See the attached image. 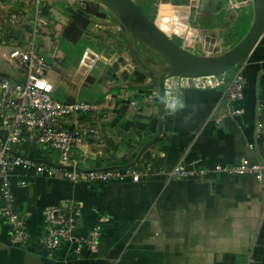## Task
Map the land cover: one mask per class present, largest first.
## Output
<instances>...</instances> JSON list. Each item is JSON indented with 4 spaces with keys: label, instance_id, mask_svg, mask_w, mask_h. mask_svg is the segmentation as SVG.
<instances>
[{
    "label": "crops",
    "instance_id": "1",
    "mask_svg": "<svg viewBox=\"0 0 264 264\" xmlns=\"http://www.w3.org/2000/svg\"><path fill=\"white\" fill-rule=\"evenodd\" d=\"M134 1L148 6L149 15L167 35L200 53H211L232 40L229 31L234 29L227 27L225 40L214 31L220 29L214 23L224 10L236 13L233 7L243 3L217 0L221 6L214 9V0ZM175 6L186 17L183 32L173 29ZM36 7L43 19L36 36L38 52L50 63L45 77L53 84L52 96L68 104L94 105L64 117V127L81 135L73 147L79 166L100 168L130 161L155 131L158 89L127 50L119 23L95 0H0V79L18 78L8 51L10 44L26 42ZM67 7L89 17L86 30L75 31ZM81 40L88 43L83 52L96 57L81 61V55L76 60ZM239 67L244 87L233 104L238 113L221 116L220 87L181 89L173 106L165 108L158 138L134 164L155 170L180 161L205 169L202 176L169 179L152 173L137 181L100 183L72 181L61 173L35 174L30 168L9 171L6 180L29 238L23 243L11 239L0 216V264H264V180L213 170L216 163L228 165L242 157L255 161L263 153L264 31ZM90 127L101 131L98 138ZM28 141L9 150L23 156L35 149L34 157L43 162L58 161V151L55 156L37 151L25 145ZM3 184L0 177V200ZM50 204L77 206L79 214H70L73 239L47 251L41 242L46 232L42 210ZM93 229L96 242L73 253L75 242Z\"/></svg>",
    "mask_w": 264,
    "mask_h": 264
},
{
    "label": "built area",
    "instance_id": "2",
    "mask_svg": "<svg viewBox=\"0 0 264 264\" xmlns=\"http://www.w3.org/2000/svg\"><path fill=\"white\" fill-rule=\"evenodd\" d=\"M41 8H35V18L31 34L24 44H10L8 57L12 66L18 71V78L14 81L8 78L0 79V177L4 179L1 187L0 216L9 226V235L16 242L23 243L29 238V233L23 225L20 215L15 208V197L7 182V173L15 168L33 169L35 174L53 175L61 173L72 181L110 182L131 179L139 180L142 176L152 173L165 174L166 178L202 176L206 173L203 168L188 167L178 161L168 169H152L151 165H132L127 168H108L104 170H79V161L74 157L73 147L81 141V135L75 130L64 127V117L77 110L94 109V105L87 102L65 103L52 96L53 84L45 77V71L50 63L44 55L38 52L36 42L38 29L43 19L40 17ZM86 53H84L82 60ZM237 63L227 71L218 74L197 76L171 75L163 80L165 108L173 106L177 94L181 89H222L224 111L221 116L235 115L239 112L234 102L242 96L244 81ZM43 85V86H41ZM260 107H257L258 112ZM94 138H98L101 131L98 127H90ZM86 132V131H84ZM33 140L34 143L58 151L56 163L38 162L27 156L14 154L9 147L14 144ZM252 143L249 147H252ZM262 155L255 161L242 157L228 165L216 163L214 171H221L228 175H252L256 180H264V142ZM25 183V179L20 181ZM79 214L77 206L65 207L60 204L46 205L42 215L46 224V232L41 239L47 251L57 248L63 242L71 241L72 216ZM97 238V230L93 229L88 236L78 239L72 252L78 254L83 248L90 247Z\"/></svg>",
    "mask_w": 264,
    "mask_h": 264
},
{
    "label": "water",
    "instance_id": "3",
    "mask_svg": "<svg viewBox=\"0 0 264 264\" xmlns=\"http://www.w3.org/2000/svg\"><path fill=\"white\" fill-rule=\"evenodd\" d=\"M96 1L107 8L119 23L125 36L127 50L155 80L158 89L157 122L152 136L142 144L130 161L100 168L76 167L79 170L127 168L137 163L141 154L155 142L162 130L165 111L164 78L171 75L197 76L227 71L249 55L264 31V0H250L251 18L248 28L235 43L216 53L194 52L183 47L160 29L134 0ZM66 10L70 14V23L75 24V31L86 30L89 17L71 7H67ZM185 20L184 14L182 23ZM139 44L146 52L141 51Z\"/></svg>",
    "mask_w": 264,
    "mask_h": 264
},
{
    "label": "rangeland",
    "instance_id": "4",
    "mask_svg": "<svg viewBox=\"0 0 264 264\" xmlns=\"http://www.w3.org/2000/svg\"><path fill=\"white\" fill-rule=\"evenodd\" d=\"M84 1H87V0H84ZM90 1V0H89ZM94 0H92V2H93ZM243 1V3L242 4H240V5H238V6H235V7H233V8H235L236 9V13L233 11V9H231V8H229V9H227V10H224V12H223V15L219 18L220 20H218V21H216L214 24L215 25H217V26H219V28L220 29H218V30H216V29H214V31H216L217 32V34H218V36H220V35H222L223 37H224V39L226 40V39H228V36H229V32H233V31H229V32H227V27H229V29H235L236 28V25H237V20L239 19V17H241V16H246V17H248V15H250L251 16V4H250V0H242ZM95 2H96V4H98L99 6H101V4L100 3H98L96 0H95ZM40 3H41V0H40ZM60 6V8L63 10L64 8V6L63 7H61V5H59ZM103 6V5H102ZM104 7V6H103ZM108 9L106 8V11H107ZM178 11V12H177ZM184 15L182 14V11H181V8L180 7H178V6H175V10H174V18H173V24H174V22H180L181 24H183L182 23V20L180 19V18H182ZM180 17V18H179ZM155 20H157V19H155ZM184 25V24H183ZM213 26V25H212ZM167 32H169V27L168 26H164L163 27ZM174 28H177L176 26H173V29ZM178 30H180V31H184L185 30V25H184V28H182V29H179V28H177ZM175 30V29H174ZM178 30H176V32L178 31ZM178 33V32H177ZM212 33V32H211ZM214 33V32H213ZM169 34V33H168ZM228 35V36H227ZM225 36H227V38L225 37ZM37 40H39L38 38H36V42L38 43V41ZM231 41L232 40H230V39H228V41L227 42H224V43H221V44H219V47L218 48H216V50L215 51H210L211 53H216V52H219V51H222V50H224V49H226L227 47H229V45H230V43H231ZM81 42L82 43H80V45H78V47H85V45H87L88 43L86 42V41H84V40H81ZM92 45V44H91ZM139 46H142V45H140L139 44ZM143 47V46H142ZM125 48V47H124ZM145 49V48H144ZM85 52V51H84ZM84 52H83V54H82V57H83V55H84ZM86 53V52H85ZM89 57H96L94 54H91L89 51L86 53V58H85V60H87V58H89ZM243 60V59H242ZM241 60V61H242ZM240 61V62H241ZM239 62V63H240ZM85 65V64H84ZM59 92H60V90H59ZM39 147H40V149H44V150H47V151H49V152H51V153H53L52 155L53 156H55V154H56V150H54V149H46L45 147H43V146H41V145H39Z\"/></svg>",
    "mask_w": 264,
    "mask_h": 264
},
{
    "label": "trees",
    "instance_id": "5",
    "mask_svg": "<svg viewBox=\"0 0 264 264\" xmlns=\"http://www.w3.org/2000/svg\"><path fill=\"white\" fill-rule=\"evenodd\" d=\"M134 2H135V1H134ZM135 3H136V4L140 7V9H141L146 15H148L153 21L155 20L153 16L149 15V12H148V10H147V7H148L147 5H146V6H145V5L143 6V5H140V4L137 3V2H135ZM213 3L215 4V5H214V9H217V8H219V7L221 6V2H220V1L214 0ZM250 18H251L250 15H248V17H246V16H241V17H239V19L237 20L236 28L234 29V31H233V33H232V41H231V43H230L229 46H231L233 43H235V42H236V41H237V40H238V39H239V38L245 33V31H246L247 28H248ZM82 53H83V47H80V48H77V49H76V52H75L76 57H77L76 60H78V59L81 57ZM67 54H68V56L71 55L70 52H68ZM25 145H29L31 148H32V147H34V148H36V149H37V148H40L38 144H36V143L33 142V140H32V141L29 140L28 143L25 144ZM37 151H39V150L37 149ZM35 153H36V152H35V149H31V150H29L27 153H24V155H26V156H28V157L34 159V160H37L38 162H43L42 158H41V160H40L39 158L34 157V156H37ZM38 155H39V154H38Z\"/></svg>",
    "mask_w": 264,
    "mask_h": 264
},
{
    "label": "bare ground",
    "instance_id": "6",
    "mask_svg": "<svg viewBox=\"0 0 264 264\" xmlns=\"http://www.w3.org/2000/svg\"><path fill=\"white\" fill-rule=\"evenodd\" d=\"M178 12V11H177ZM180 18V17H179ZM181 20H182V18H180ZM174 26H176L177 28H179V29H182V28H184V25L183 24H181L180 22H174V24H173Z\"/></svg>",
    "mask_w": 264,
    "mask_h": 264
},
{
    "label": "snow or ice",
    "instance_id": "7",
    "mask_svg": "<svg viewBox=\"0 0 264 264\" xmlns=\"http://www.w3.org/2000/svg\"><path fill=\"white\" fill-rule=\"evenodd\" d=\"M41 86H43V85H41Z\"/></svg>",
    "mask_w": 264,
    "mask_h": 264
}]
</instances>
